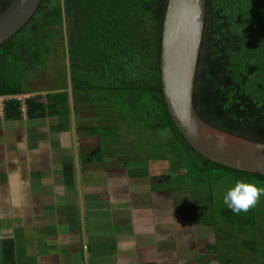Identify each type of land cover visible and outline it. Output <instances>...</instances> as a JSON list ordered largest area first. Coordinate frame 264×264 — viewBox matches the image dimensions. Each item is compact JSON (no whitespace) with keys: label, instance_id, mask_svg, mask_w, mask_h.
Here are the masks:
<instances>
[{"label":"trees","instance_id":"1","mask_svg":"<svg viewBox=\"0 0 264 264\" xmlns=\"http://www.w3.org/2000/svg\"><path fill=\"white\" fill-rule=\"evenodd\" d=\"M13 1L0 0V16ZM167 4L168 0H63L62 8V0H42L31 21L0 47V97L33 94L28 84L36 70H46L59 53L65 60L64 9L74 109L85 102L110 108L120 129L127 127L126 132L144 140L166 133L163 145L149 143L154 149L147 151L145 160L167 161L173 183L206 191L205 214L218 229L240 228L236 250L256 254V243L244 238L264 219V196L240 214L223 198L237 179L264 187V177L220 167L195 153L166 109L159 57ZM205 14L195 111L222 131L264 143V0H206ZM48 93L45 101L27 100L30 116L51 111L67 118L66 74L63 88ZM6 115L20 117L18 101L7 102ZM214 189L220 190L218 198Z\"/></svg>","mask_w":264,"mask_h":264},{"label":"crops","instance_id":"2","mask_svg":"<svg viewBox=\"0 0 264 264\" xmlns=\"http://www.w3.org/2000/svg\"><path fill=\"white\" fill-rule=\"evenodd\" d=\"M70 114L0 119V264H260L219 249L171 176L112 160Z\"/></svg>","mask_w":264,"mask_h":264},{"label":"water","instance_id":"3","mask_svg":"<svg viewBox=\"0 0 264 264\" xmlns=\"http://www.w3.org/2000/svg\"><path fill=\"white\" fill-rule=\"evenodd\" d=\"M42 0H14L0 16V47L35 16ZM206 0H168L160 40V83L168 114L191 149L207 161L264 177V143L222 131L195 111L194 84L205 21ZM63 8V0H62ZM67 93L74 123L73 95L63 9ZM75 134V126L72 125Z\"/></svg>","mask_w":264,"mask_h":264},{"label":"rangeland","instance_id":"4","mask_svg":"<svg viewBox=\"0 0 264 264\" xmlns=\"http://www.w3.org/2000/svg\"><path fill=\"white\" fill-rule=\"evenodd\" d=\"M65 74V60H63L61 53H59L57 59L48 64V68L46 70H36V72L31 76L32 81L30 82V84H28V88L30 87L29 91L33 94L36 93L35 95H37V93H40L38 95L41 96H38L37 99H42V96L47 95L48 91H50L52 88H63ZM35 95L32 96L35 97ZM70 119H72V116H70ZM73 119L74 123L76 125H79V128L89 129L87 132H90L91 130L92 133H95L99 136L98 140L100 139V146L104 148L106 152H108V148H110L111 152H108V154L113 156L114 159L112 160L116 159L122 161L123 165L126 164V168L127 166L131 167V164L136 162H141L139 163V165L143 167V165H145V163L147 162L145 166V168H147V171L149 172L155 170L156 173H154V175H156L158 178L160 177L164 180H167V178L171 176V173L168 172L167 161L162 160L148 162V160H145L147 151L149 152L154 149V147L152 146L153 144L150 145L149 143L157 142L156 145H163L164 135L162 134L166 133L160 132L158 133L160 134L159 136H152L153 140H151L150 138L144 140L137 134L126 132L127 127L126 129L124 127L120 129L117 123V115L111 112L110 108H98L93 104H87L86 102L80 103V105L74 109ZM115 138L118 140L117 142ZM119 148H121V150H118ZM131 170H133V168H131ZM217 190L220 191L219 189H216L214 195H217L218 198L219 194ZM194 191V188H191L190 186H188V184L184 183L180 184V187L178 190H176L175 195L185 196L186 194H190L192 199L197 200L198 198L199 200L197 201V207L202 209V212L205 214L206 212H208V205L206 202L207 192ZM201 194H203L204 196L201 197ZM221 220L222 219L220 218L219 221ZM260 223L261 224L258 228L259 237L257 236L258 242L256 243V254L258 256V260L262 262V260L264 259V219L260 220ZM227 233H229L230 235H224L223 233L220 235L221 238L225 236L227 237V239H225V241H221L218 247L219 249H221L222 246H226L229 248L228 252L231 251L232 254H234V247L237 245V243H235V238H238L240 233H234L232 235L230 232ZM261 240L262 242H260Z\"/></svg>","mask_w":264,"mask_h":264},{"label":"clouds","instance_id":"5","mask_svg":"<svg viewBox=\"0 0 264 264\" xmlns=\"http://www.w3.org/2000/svg\"><path fill=\"white\" fill-rule=\"evenodd\" d=\"M261 196H264V187L244 179H237L235 184L226 190L223 202L234 213L240 214L254 208Z\"/></svg>","mask_w":264,"mask_h":264},{"label":"built area","instance_id":"6","mask_svg":"<svg viewBox=\"0 0 264 264\" xmlns=\"http://www.w3.org/2000/svg\"><path fill=\"white\" fill-rule=\"evenodd\" d=\"M31 95H16V96H2L0 97V119L6 118V107L9 100H16L20 104L21 117L26 118L28 116L29 105L28 99Z\"/></svg>","mask_w":264,"mask_h":264},{"label":"flooded vegetation","instance_id":"7","mask_svg":"<svg viewBox=\"0 0 264 264\" xmlns=\"http://www.w3.org/2000/svg\"><path fill=\"white\" fill-rule=\"evenodd\" d=\"M214 227H215V226H214ZM258 227H259V226H258ZM258 227H257V228H258ZM257 228H256V230H251L250 234H249L248 236H246V238H244V240H248V241L253 240L255 243H257V242H258L257 238L259 237V235H258L259 230H258ZM229 229H232V230H229ZM238 230H240V228H234V227H231V228H221V229H219V231H220V235H221L222 233H223L224 235H226V234H227V235H230V234L227 233V232H230L231 235L234 234V233L239 234V232H238V233L236 232V231H238ZM251 233H255V234H254V235H251ZM257 236H258V237H257ZM221 239H222V240H221ZM225 239H227V237L223 236L222 238H220L219 243H220V241H225ZM237 240H239V236H238ZM260 242H262V240H261ZM235 243H238V242H235ZM263 244H264V242H263ZM225 248H228V247H225ZM234 248L236 249V246H235ZM228 249H229V248H228ZM255 249H256V248H255ZM251 253L254 254L253 251L250 252L249 255H248V254H245V256H246L249 260H251V262H258V263H260V264H264V259H263L262 262H261V261L258 260V256H257V254H254L255 256L252 257V256H251Z\"/></svg>","mask_w":264,"mask_h":264}]
</instances>
